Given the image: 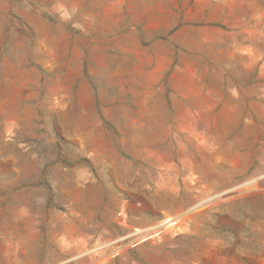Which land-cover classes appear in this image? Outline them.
<instances>
[{
	"label": "rangeland",
	"instance_id": "1",
	"mask_svg": "<svg viewBox=\"0 0 264 264\" xmlns=\"http://www.w3.org/2000/svg\"><path fill=\"white\" fill-rule=\"evenodd\" d=\"M0 264H264V0H0Z\"/></svg>",
	"mask_w": 264,
	"mask_h": 264
}]
</instances>
